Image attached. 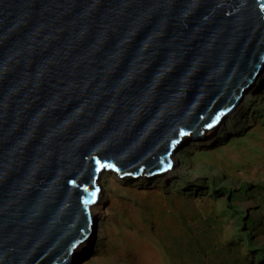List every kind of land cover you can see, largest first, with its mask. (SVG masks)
<instances>
[{
	"label": "water",
	"instance_id": "water-1",
	"mask_svg": "<svg viewBox=\"0 0 264 264\" xmlns=\"http://www.w3.org/2000/svg\"><path fill=\"white\" fill-rule=\"evenodd\" d=\"M263 73L264 0H0V264L78 260L101 176L164 174Z\"/></svg>",
	"mask_w": 264,
	"mask_h": 264
},
{
	"label": "rangeland",
	"instance_id": "rangeland-1",
	"mask_svg": "<svg viewBox=\"0 0 264 264\" xmlns=\"http://www.w3.org/2000/svg\"><path fill=\"white\" fill-rule=\"evenodd\" d=\"M253 88L215 137L183 141L171 175L106 173L121 183L77 264H264V77Z\"/></svg>",
	"mask_w": 264,
	"mask_h": 264
},
{
	"label": "bare ground",
	"instance_id": "bare-ground-1",
	"mask_svg": "<svg viewBox=\"0 0 264 264\" xmlns=\"http://www.w3.org/2000/svg\"><path fill=\"white\" fill-rule=\"evenodd\" d=\"M263 77H264V75L260 77V80L254 86L253 91L259 90L260 85H261L262 80H263ZM243 101H244V98H243L242 102ZM232 114H233V112L230 113V114H228L225 117V119L226 118H230ZM223 122L219 126H217V127L213 128V129L209 130L206 133V135H204L205 139H212L213 137H215V135L218 133V130L221 129ZM187 138H188L187 136H184V137H182L183 140L182 139L181 140L182 141H185ZM202 142L203 141L201 139H195V141H193L192 146H194V145H201ZM181 144L179 143L175 147V150L176 151L179 150ZM178 158L179 157H177L175 159V162L173 163V165L171 167H169L168 170L166 172H164V174H161L159 176L162 177L163 175H166V174L171 175L175 171V168L178 165ZM106 173L107 172H105L101 176V179L97 183L98 187L100 188V195H99V198H98V203L95 206L94 210L92 211L93 212V214H92V222H93L94 227H96V224L98 223V221L102 220L105 217V215L107 214V207L109 206V204H112L113 203L111 201L112 200L111 194L108 191V187H106L105 183L106 182H111V183L114 182L115 185L121 183V181L119 179H117V178L115 179L114 176L111 179H107L109 175L107 176ZM110 173L112 174V172H109V174ZM145 175H148V174H146V173L142 174V176L138 179V181H140V182L135 183L136 186H140V185H143L144 183L150 182L149 179L144 178ZM155 177H157V176H155ZM163 177H166V176H163ZM125 181L126 182H132L130 180H125ZM91 240H92V234L88 238H86V240L83 242L82 246L80 247L79 252H78V260H73V261H71L70 263H67V264H77L78 261L83 260L84 257H86V255L91 254V252H93V248H92V245H91V243H92ZM92 264H94V263H92Z\"/></svg>",
	"mask_w": 264,
	"mask_h": 264
}]
</instances>
